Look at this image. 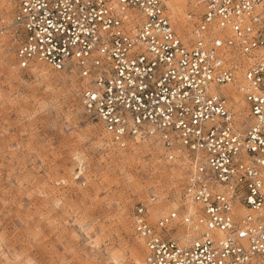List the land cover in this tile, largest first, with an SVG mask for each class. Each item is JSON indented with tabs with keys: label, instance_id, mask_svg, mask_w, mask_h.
Here are the masks:
<instances>
[{
	"label": "built area",
	"instance_id": "obj_1",
	"mask_svg": "<svg viewBox=\"0 0 264 264\" xmlns=\"http://www.w3.org/2000/svg\"><path fill=\"white\" fill-rule=\"evenodd\" d=\"M13 1L19 65L77 74L118 147L152 140L182 171L165 211L135 207L144 264H264V0H189V31L168 0Z\"/></svg>",
	"mask_w": 264,
	"mask_h": 264
},
{
	"label": "rangeland",
	"instance_id": "obj_2",
	"mask_svg": "<svg viewBox=\"0 0 264 264\" xmlns=\"http://www.w3.org/2000/svg\"><path fill=\"white\" fill-rule=\"evenodd\" d=\"M180 6L174 24L189 31L192 7ZM16 15L0 0V264H144L133 212L153 193L160 211L177 199L181 169L152 140L118 147L83 107L77 74L22 68Z\"/></svg>",
	"mask_w": 264,
	"mask_h": 264
},
{
	"label": "bare ground",
	"instance_id": "obj_3",
	"mask_svg": "<svg viewBox=\"0 0 264 264\" xmlns=\"http://www.w3.org/2000/svg\"><path fill=\"white\" fill-rule=\"evenodd\" d=\"M169 1V0H168ZM181 5L182 6V8H185L187 5L188 6H190L189 5V0H170V3H169V8H170V14L172 15V19H173V22L175 23V22H177L178 20H177V18H178V12H179V10H178V7H176V5ZM180 6V7H181ZM181 9V8H180ZM180 13H184L183 11H181ZM185 17V16H184ZM180 23H182L181 21H180ZM179 23V24H180ZM183 25V23L181 24V26ZM180 26V27H181ZM232 89V91H233V99L235 98V100H239L240 99V92H237V89L235 88V87H232L231 88ZM232 102V101H231ZM241 102V101H240ZM234 103V102H233ZM244 104H243V102H241L240 103V106L239 107H242Z\"/></svg>",
	"mask_w": 264,
	"mask_h": 264
}]
</instances>
